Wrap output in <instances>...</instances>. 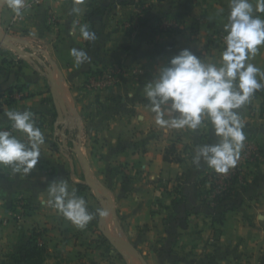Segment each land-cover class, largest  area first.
Listing matches in <instances>:
<instances>
[{"label":"crops","instance_id":"1","mask_svg":"<svg viewBox=\"0 0 264 264\" xmlns=\"http://www.w3.org/2000/svg\"><path fill=\"white\" fill-rule=\"evenodd\" d=\"M30 1L25 0L23 18L16 22L7 5L0 6V31L21 50L39 57H23L0 46V130L11 131L6 111L30 110L45 143L28 176L0 168V220L6 221L0 224V258L15 253L33 230L46 249L44 264H79L83 254H99L97 244L83 242L88 228L77 229L44 203L52 180L65 181L81 196L84 169L72 151L79 137L89 175L112 198L118 238L132 243L148 264H264V89L237 110L245 136L257 139L262 156L244 169V182H234L214 206L202 197L208 167L203 162L195 166L192 156L194 146L216 143L217 138L210 128H160L144 94L158 67L185 48L205 62L220 59L229 0H85L74 15L69 14L72 0H40L37 6ZM251 2L255 5L256 0ZM49 15L55 18L53 25ZM258 15L264 19V13ZM137 16L129 35L124 23ZM162 19L180 26L175 30L158 26ZM85 23L96 41L80 37L79 25ZM74 25L75 35H70ZM74 47L90 57L80 67L70 55ZM42 50L54 64L62 122L42 65L47 63ZM249 62L264 72V46ZM114 64L130 70L121 82L102 90L84 85L89 72ZM12 86H21L27 96L5 104ZM171 145L175 154L165 160V149ZM17 198L28 211L21 219L8 214ZM111 211L103 221L107 230L105 220L108 214L113 217Z\"/></svg>","mask_w":264,"mask_h":264},{"label":"clouds","instance_id":"2","mask_svg":"<svg viewBox=\"0 0 264 264\" xmlns=\"http://www.w3.org/2000/svg\"><path fill=\"white\" fill-rule=\"evenodd\" d=\"M85 0H72L70 15L80 13ZM14 13L22 16L25 0H3ZM264 0H229V11L223 23V50L220 59L205 62L185 48L173 56L167 65L158 67L154 77L144 86V94L154 114L155 124L168 130H211L216 143L194 146L192 163L199 167L203 162L219 174L236 165L246 136L244 123L237 111L248 104L254 93L264 89V72L249 61L264 46ZM84 41H96L97 35L87 23L79 25ZM75 25L69 34L75 35ZM70 55L76 67L90 60L83 49L71 48ZM259 77V79H258ZM10 130H0V168H10L12 174L28 176L41 157L44 133L36 127L30 110H8ZM13 133H20V136ZM47 200L44 203L59 215L83 230L94 219L86 200L76 189L69 190L63 181L47 183ZM101 217L107 215L97 210Z\"/></svg>","mask_w":264,"mask_h":264},{"label":"built area","instance_id":"3","mask_svg":"<svg viewBox=\"0 0 264 264\" xmlns=\"http://www.w3.org/2000/svg\"><path fill=\"white\" fill-rule=\"evenodd\" d=\"M40 0H31L30 5H39ZM144 5L138 6L137 12L138 14L142 11ZM23 15L20 17L13 16L11 21L16 22L22 20ZM139 19H135L132 21L127 20L124 23V27L126 28L129 35L133 34L134 27L137 25ZM48 23L53 25L55 23V18L51 15L48 16ZM180 26L178 21L165 19L162 22V27L166 29H178ZM134 70V69H132ZM130 71L127 67L122 64H114L111 66H107L103 69L93 70L87 74L84 80V85L93 90H102L106 89L116 83L121 82L124 76ZM134 72H140L138 70H134ZM17 98L18 96L15 95ZM82 143V142H81ZM262 156L261 147L257 141L252 136L246 135V139L244 141V146L240 152V156L238 161L234 167H232L227 174H219L214 172L212 169L208 168L205 172V178L207 182V189L203 191L202 197L203 200L210 206H214L220 197L224 194L228 193L233 186V183L239 181L243 183V171L244 169L258 160H260ZM21 199V198H17ZM22 203V201H21ZM14 208L10 209L8 214L13 219H21L24 216V211L27 210V207L21 205L20 203L14 204ZM0 224H6L5 220H0ZM37 244L42 246L44 245L40 239H37Z\"/></svg>","mask_w":264,"mask_h":264},{"label":"water","instance_id":"4","mask_svg":"<svg viewBox=\"0 0 264 264\" xmlns=\"http://www.w3.org/2000/svg\"><path fill=\"white\" fill-rule=\"evenodd\" d=\"M2 4H3V0H0V6ZM2 45L6 46L7 48L13 49L20 56L31 57L36 60H39V57L35 55L34 51L28 52L25 50H21L20 48H18L11 42L10 38H8L4 33L0 31V46ZM42 53L47 59V63H44L42 65L45 69L46 77L49 82L50 92L54 99L56 112L58 115V120L59 122H62L64 120L62 111H61V106H60L62 102L60 98L57 96L56 90H55L56 83L54 80V71H55L54 64L49 58V56L47 55L45 50H42ZM73 145L74 146L72 147V151L80 159L83 169H84V173H83L84 183L93 190L95 197L99 201L106 203V205L103 207L102 210L107 213L109 209L112 210V202H113L112 198L110 197L109 194L106 193V190L104 189V187H102L99 183H97L95 180H93L90 177L89 163L85 155L80 151L81 140L79 139V137L76 141H74ZM98 187H100L101 192L98 191ZM104 217H101L100 215L98 216V229L100 233L102 234V236L112 245V247L119 252H125V254H127L129 257V260H131L133 256V257H136L140 261L141 264H148L144 256L136 249L135 246L125 244L124 241H122L116 236L114 237L106 229H104L103 227Z\"/></svg>","mask_w":264,"mask_h":264},{"label":"rangeland","instance_id":"5","mask_svg":"<svg viewBox=\"0 0 264 264\" xmlns=\"http://www.w3.org/2000/svg\"><path fill=\"white\" fill-rule=\"evenodd\" d=\"M91 177V176H90ZM82 182H84L83 179H81ZM94 180V179H93ZM84 185V189L83 188H79L80 191V195L86 200L87 205H88V210L92 211V213L94 214V219L87 225L86 228H88V231L86 232V237L83 240L84 244L88 241H91L93 245H96V250L99 249V254H95L92 255V253H88V256H86V254H83L81 259H83L84 261H95L96 263H100V261H102V263L104 264H141L140 261L136 258L133 257L131 258V260H129V257L127 254H125V252H119L117 250H115L112 245L106 241V243L101 239L102 234L100 233L99 229H98V212L97 210H102L103 207L106 205V203H103L101 201H99L95 195L93 190L88 187L86 184ZM107 194H109L106 191ZM113 217H114V221H115V227L114 229L107 230L103 224L104 229H106L111 235H113L114 237H118V233H117V221H116V217L113 211V207H112V211H111ZM94 236V238H90ZM103 237V236H102ZM104 238V237H103ZM105 239V238H104ZM125 244L128 245H133L132 243H130L129 241H124ZM134 246V245H133ZM109 247V248H108ZM81 255V254H80ZM145 258V257H144ZM146 260V258H145Z\"/></svg>","mask_w":264,"mask_h":264},{"label":"trees","instance_id":"6","mask_svg":"<svg viewBox=\"0 0 264 264\" xmlns=\"http://www.w3.org/2000/svg\"><path fill=\"white\" fill-rule=\"evenodd\" d=\"M137 18L138 16L134 18H130L129 21L135 20ZM164 20L165 19L159 20L158 26L160 25L162 26V22ZM15 95H17L18 97L16 98ZM26 96L27 95L23 92V88L21 86H12V87H9L6 91V99L4 103L12 104L17 99H23ZM174 154H175V148L173 145H171L165 149L164 159L172 160L173 157L171 156ZM226 194L220 197L218 201L221 200L222 198H225ZM21 201L22 199L15 200L16 203H20V204H21ZM27 214H28V211L25 210L24 215H27ZM214 236H217V231H214ZM37 239H38V233L35 230H33L30 233V236L28 237V239L18 247L15 253H10L0 258V264H44L46 256H47L46 249L44 245L40 246L37 244ZM101 239L106 243L107 240L104 239L102 236H101ZM79 264H98V263H96L95 261L81 260Z\"/></svg>","mask_w":264,"mask_h":264},{"label":"bare ground","instance_id":"7","mask_svg":"<svg viewBox=\"0 0 264 264\" xmlns=\"http://www.w3.org/2000/svg\"><path fill=\"white\" fill-rule=\"evenodd\" d=\"M101 190V189H100ZM113 218V217H112ZM111 216L108 214L106 217V226L108 227L109 230H112L114 227V221L112 220ZM121 239V238H120ZM135 264V263H134Z\"/></svg>","mask_w":264,"mask_h":264}]
</instances>
